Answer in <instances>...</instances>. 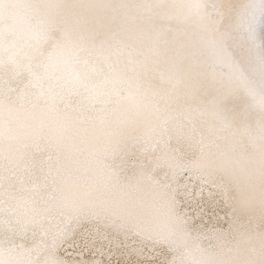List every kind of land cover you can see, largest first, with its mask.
I'll return each instance as SVG.
<instances>
[{
    "label": "snow or ice",
    "instance_id": "obj_1",
    "mask_svg": "<svg viewBox=\"0 0 264 264\" xmlns=\"http://www.w3.org/2000/svg\"><path fill=\"white\" fill-rule=\"evenodd\" d=\"M0 264H264V0H0Z\"/></svg>",
    "mask_w": 264,
    "mask_h": 264
}]
</instances>
